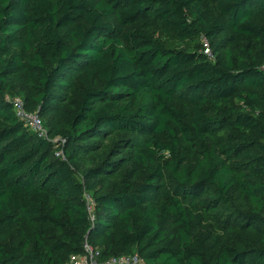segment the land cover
<instances>
[{"label":"trees","instance_id":"1","mask_svg":"<svg viewBox=\"0 0 264 264\" xmlns=\"http://www.w3.org/2000/svg\"><path fill=\"white\" fill-rule=\"evenodd\" d=\"M4 229L0 264H264V0H0Z\"/></svg>","mask_w":264,"mask_h":264},{"label":"built area","instance_id":"2","mask_svg":"<svg viewBox=\"0 0 264 264\" xmlns=\"http://www.w3.org/2000/svg\"><path fill=\"white\" fill-rule=\"evenodd\" d=\"M202 53L207 58L208 61L213 60L211 49L209 47L208 42H206L205 40L202 41ZM10 102L12 104L15 116L25 124L28 130L35 133L38 138H42V139L48 138L47 132L38 114L26 112L20 100H12ZM57 149H58V145L55 146V156L57 158H62L63 157L62 150H57ZM84 201H85L86 210L88 214L91 215L94 209V202L88 194L84 195ZM98 258H99V252L97 250H93L92 248L86 245L84 249V253L81 255L71 256L68 264H97L96 260ZM100 264H145V262L139 255L133 254L130 256L108 259Z\"/></svg>","mask_w":264,"mask_h":264},{"label":"rangeland","instance_id":"3","mask_svg":"<svg viewBox=\"0 0 264 264\" xmlns=\"http://www.w3.org/2000/svg\"><path fill=\"white\" fill-rule=\"evenodd\" d=\"M109 21H111V20H109ZM160 37H161L160 33H157V32L154 33L155 39H158ZM162 40H166V38L162 37ZM169 44H170V46H176V47L185 46V44H182V43L178 42L177 40H173V39L169 40ZM35 87H36V85L22 84L17 79V77H13L11 79V84L7 88H5V97L9 101L20 100L22 102L23 107H24L26 112L38 114V108L33 102V98L35 97L36 92H37ZM43 117H44V120L47 121V125L46 126L44 125L46 132L50 128V126H58V124H56V122L53 119L54 113L51 110L45 111L43 113ZM47 135H48V132H47ZM133 138H136L135 140L137 142V145L141 146L143 141L141 139H138L135 136H133ZM51 140L56 146L58 145L57 150H61V147L63 144L62 141L59 138H53ZM79 168H80V170H83V165H80ZM32 228H33L32 225H27L28 232H30ZM11 240H13V230L4 229L0 233V243H3V244L8 243ZM98 241L101 242L100 239H98ZM100 249L101 248L99 247L97 250H100ZM97 264H100V262L97 261Z\"/></svg>","mask_w":264,"mask_h":264}]
</instances>
